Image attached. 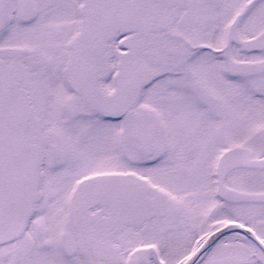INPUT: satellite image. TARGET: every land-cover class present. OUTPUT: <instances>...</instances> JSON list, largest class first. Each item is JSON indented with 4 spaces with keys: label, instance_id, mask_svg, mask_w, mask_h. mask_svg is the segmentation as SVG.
<instances>
[{
    "label": "snow or ice",
    "instance_id": "obj_1",
    "mask_svg": "<svg viewBox=\"0 0 264 264\" xmlns=\"http://www.w3.org/2000/svg\"><path fill=\"white\" fill-rule=\"evenodd\" d=\"M0 264H264V0H0Z\"/></svg>",
    "mask_w": 264,
    "mask_h": 264
}]
</instances>
